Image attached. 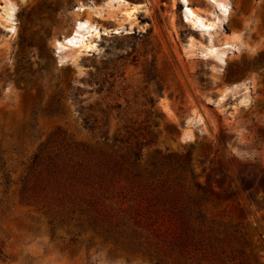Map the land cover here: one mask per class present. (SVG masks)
I'll list each match as a JSON object with an SVG mask.
<instances>
[{"label": "rangeland", "instance_id": "rangeland-1", "mask_svg": "<svg viewBox=\"0 0 264 264\" xmlns=\"http://www.w3.org/2000/svg\"><path fill=\"white\" fill-rule=\"evenodd\" d=\"M187 1L209 31L183 0H0V264H220L178 245L200 209L227 264H264V0ZM79 20L91 49H60ZM75 141L130 168L96 225L21 190Z\"/></svg>", "mask_w": 264, "mask_h": 264}, {"label": "trees", "instance_id": "trees-1", "mask_svg": "<svg viewBox=\"0 0 264 264\" xmlns=\"http://www.w3.org/2000/svg\"><path fill=\"white\" fill-rule=\"evenodd\" d=\"M83 122L86 128H94L87 117L83 118ZM141 143L137 140L130 147L132 157H140ZM128 171L130 168L124 161L91 144L75 141L54 145L42 142L28 166V175H33L34 182L30 186L25 180L21 190L32 195L31 187L40 191L49 188L56 194V201L69 205L66 206L67 211L81 210L86 214L88 222L96 225L98 222H104L108 215H114L112 210L108 211L106 202L117 191L120 175ZM198 213L197 224L187 221L182 226V237L178 245L183 251L190 246L202 249L208 257L219 261L220 264H227L229 255L222 247L223 240L209 235V230H217L222 224L206 219L201 209ZM231 260H234V257Z\"/></svg>", "mask_w": 264, "mask_h": 264}, {"label": "bare ground", "instance_id": "bare-ground-1", "mask_svg": "<svg viewBox=\"0 0 264 264\" xmlns=\"http://www.w3.org/2000/svg\"><path fill=\"white\" fill-rule=\"evenodd\" d=\"M119 2H126L127 0H118ZM185 2V12L186 18L192 21L193 24L202 30L209 31L211 27H213L214 22L206 19L204 16L198 14L196 10L192 6L189 5L187 0H183ZM214 1L219 8L223 11H226L225 6L226 3L224 0H212ZM99 33V29L94 24L90 23L88 20H79L77 23V27L72 30V32L64 38V40L58 42V47L61 49L62 47H80L91 49V44L89 41L84 42V38L87 35H93V32ZM81 37L83 39L81 40Z\"/></svg>", "mask_w": 264, "mask_h": 264}, {"label": "water", "instance_id": "water-1", "mask_svg": "<svg viewBox=\"0 0 264 264\" xmlns=\"http://www.w3.org/2000/svg\"><path fill=\"white\" fill-rule=\"evenodd\" d=\"M77 27V23H75L74 27H73V30Z\"/></svg>", "mask_w": 264, "mask_h": 264}]
</instances>
